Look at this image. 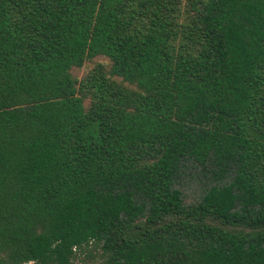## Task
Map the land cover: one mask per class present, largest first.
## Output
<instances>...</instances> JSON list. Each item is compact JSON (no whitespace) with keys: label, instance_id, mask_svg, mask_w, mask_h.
<instances>
[{"label":"trees","instance_id":"16d2710c","mask_svg":"<svg viewBox=\"0 0 264 264\" xmlns=\"http://www.w3.org/2000/svg\"><path fill=\"white\" fill-rule=\"evenodd\" d=\"M91 244L102 264H264V0H0V264Z\"/></svg>","mask_w":264,"mask_h":264},{"label":"rangeland","instance_id":"374dc122","mask_svg":"<svg viewBox=\"0 0 264 264\" xmlns=\"http://www.w3.org/2000/svg\"><path fill=\"white\" fill-rule=\"evenodd\" d=\"M103 65L106 70H110L111 62L108 58L99 56L94 58L91 61L86 62V64L82 68H73L72 75L78 80L84 79L89 73H91L97 66ZM116 80L121 81V79L116 78ZM128 87L130 85L126 84ZM85 106H90V100L85 101ZM208 184L207 178L202 174V172L193 166H189V169L186 170V173L179 178L178 188L183 193V199L186 205H194L199 202L200 197ZM211 225H215L226 230H244L248 231L245 227H237V226H226L223 225L220 221L217 220H208ZM131 233L130 230H127ZM135 234V230L133 231V235ZM106 260V255L103 250V245H95L91 244L83 248L82 250H78L76 252L74 258V264H102L103 261Z\"/></svg>","mask_w":264,"mask_h":264}]
</instances>
